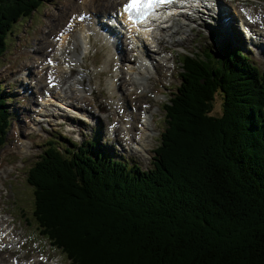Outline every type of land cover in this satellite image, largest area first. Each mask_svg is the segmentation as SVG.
<instances>
[{"label": "trees", "instance_id": "16d2710c", "mask_svg": "<svg viewBox=\"0 0 264 264\" xmlns=\"http://www.w3.org/2000/svg\"><path fill=\"white\" fill-rule=\"evenodd\" d=\"M41 1L0 0V54ZM182 67L155 172L54 150L28 170L34 219L72 264H264V81L230 51ZM9 121L0 91V146Z\"/></svg>", "mask_w": 264, "mask_h": 264}, {"label": "rangeland", "instance_id": "374dc122", "mask_svg": "<svg viewBox=\"0 0 264 264\" xmlns=\"http://www.w3.org/2000/svg\"><path fill=\"white\" fill-rule=\"evenodd\" d=\"M110 1L113 0H95V5H94L95 10H97V12H102L105 9L111 10V7L107 6V4H110ZM230 1H232L231 5L233 6L237 5L238 8H248L249 6L253 5L259 7L264 11V0H255L256 2L258 1L262 2L260 4H255L253 2H250V0L248 1L230 0ZM74 2H76V0H73L72 3ZM68 10L71 9L70 8L68 9L67 0H46L42 2V5L38 7L37 11H35L29 17V19L23 20L22 22H18L14 26L12 34L9 36L8 49L5 52V54L0 58V88L2 90L1 94L5 99V107L11 114L10 128L7 132L3 146L0 147V181H1L0 184H2L0 185V191H1L0 200L2 202L1 207H5L2 209L0 214V216L2 217L1 219L2 221L0 220V228H6L8 230L14 231L13 234H10L11 236L8 239L9 241L7 247H10L11 250L2 252L0 253V255L2 256L1 257L2 259L6 260L8 258L7 260L9 261L8 262L9 264L10 262H16V263L20 262L21 264H27L23 262V260L28 261L32 258L31 260L33 261L39 256L52 258V261L46 264H68L67 262H65V258L58 251L54 252L52 249H49V247H47L44 242L41 243L39 246L40 251H37L36 245L31 244L32 239L30 240V242H28V245L27 243H25L27 241L25 240L24 237L25 232L23 230L25 229L27 230L28 239L32 237L35 239L38 238L37 240L41 241V237H39L38 234L36 233L37 230L36 226L25 228L23 224V220H17L20 218V213L16 210V206L17 208L21 206L19 211L24 210L27 216H29L31 219L32 216L31 212L33 209L32 191H30L27 188L26 184L24 183V178L26 176L25 174L28 168L38 160V158L43 154L44 150L46 149L45 140H47V138H45V133L54 131L53 133H48V136L51 137L52 140L56 141L57 144L62 143L65 145H70V142L64 139L63 136L67 135L71 142H74L73 140L76 137L74 135L67 134V132L64 129H58L57 127L54 126L47 128L48 125L47 123L46 124L39 123L38 125H34L33 123H30L33 117L32 112L34 105L30 101L31 99L28 93L32 92V99L33 96H35L34 98L36 99L37 96L39 95L37 89L39 84L38 81L39 75L36 74L39 68L33 70L34 73L33 72L30 73L29 76L18 79L21 74L20 68L23 69V67H25L29 62L33 64L34 61H38L39 64V62L43 61L44 58H47V53L48 51H50V48H47L48 51L47 49H43L42 52L37 51V48L41 47V45L45 46V44L49 41H53V42L55 41L54 36H57V32L59 31V29L56 31L55 30L50 31V26L55 25L57 23V19L60 18L63 14H68L67 16L69 17L71 11L69 12ZM232 12L233 11H231V14H233ZM65 18L67 19V17ZM233 20H235V18ZM191 26L194 25L191 24ZM198 29H199L198 33L195 32L197 31V29L194 31H191L190 29H185L187 32H183L181 34L184 35V37H182V40H180L175 46H173L174 42L171 45H169L170 42L165 43L164 47L166 48H170L173 46V48L171 49V53L169 54V56L172 57L171 59L173 62L171 64H168V59H167L166 62L160 64V62L154 60L156 62V67H157L155 69V73H153L154 78L150 80L151 84L149 86V89H147L145 96H140L135 101V107L137 110L140 109L142 104L149 102V99L152 96H155L156 92L159 90H162V92L166 93V98H169L170 93L175 92L176 88L180 84V79H179V74L181 72L180 58H182V56L201 54L204 51L209 53H217V55L221 54L222 48L224 46L223 39L222 38L217 39L214 36V34H212V32H209L207 34L204 24H202V26H200ZM193 32L195 33L191 35L190 38H187L186 34L187 33L190 34ZM178 33L180 34L181 32H177L176 34ZM96 43H99L104 48L108 47L101 44L99 41L96 42L92 41V44L94 45V49L90 50L91 51L90 54L92 58L87 56L85 60V64L87 65V68L84 69L85 73L89 74L91 77L90 84L86 83L84 85L87 88V91L90 92L88 100H82L78 98L79 93L73 90L72 87L68 88L67 92L68 93L70 92L71 95H73V96H69L72 97L73 100L75 98H78L77 100L80 101V103L84 102V104L87 106V108H89V110L94 111L93 114L96 117L98 114V116L100 117V121L97 122V129L99 131L98 143L99 144L104 143L107 145L108 143L112 144L114 142L113 140H109L108 142L106 141L108 140L106 134L109 124H114L115 128H117V129L114 128L112 130V134L115 132L117 133L118 129L119 131H121L122 134H124V136L128 134V132L124 130L125 127L123 122V116L119 118L117 114L118 110L122 108L123 109L126 108L125 110L127 112L129 108L134 107L132 103L129 104L126 100L125 102L123 100L124 103L123 105H121L118 102L120 96L118 92H120V89H121L120 93L122 92L124 93V91L131 92V90L138 87L135 86L133 88V86L130 85V82L126 84L124 82V80L126 79L124 78V80L122 81L124 82V86L126 87L125 88H122L121 86L119 88L116 87L115 88L116 93L112 95L110 94V90L111 88H113L110 82V80L112 79L111 77L113 76L112 75L113 71H111L108 75L97 74V71L92 70L91 66L97 68L98 63L100 61L107 60L108 52H110L112 55L111 57H109V59L114 57L111 61H114L115 63H116V58H118L120 55L118 56L112 49H101L99 48V46L98 47L95 46ZM250 44H246L244 42L243 48H245L246 50L243 51L246 53L247 56H249L253 64L261 72H264V61H263L264 44L258 43L259 47L252 44L254 47L259 48L258 49L259 59H262V61L256 59L254 56V52L248 49V46H250ZM44 46L43 48H45ZM131 53L133 52H131V50H128L126 53V56L128 55L127 58L119 59L121 61V64L126 62V59L128 60L130 57H132ZM163 57L166 58L165 56H162L161 58ZM107 62L108 60L106 61V63ZM157 63H159L158 65L159 67L157 66ZM123 66H126L125 63ZM161 66L166 67L165 70ZM169 66L171 67L170 69ZM100 67L101 66H99L97 69H99ZM24 70H28V69L26 68ZM73 70H76L77 74L78 72H81V70L77 66H75ZM123 70L125 72V69ZM172 72L174 73V75L173 77H170ZM92 73L93 74L96 73V74L92 76L93 75ZM77 74H75L74 76L70 75L66 77L73 78L76 77ZM12 75H14L13 78L11 79L7 78V76H12ZM161 75H165V77L162 78ZM125 76L130 77L129 74H125ZM120 77L123 78V75H120ZM67 78L64 79V82H66ZM108 83L110 84V88L107 87ZM164 83L169 86H166L164 88L163 86H161V84ZM28 86L31 87L30 92H29L30 89L27 91ZM159 100L160 99H156V101ZM221 100H222L221 95L217 94L215 96V100L213 103L214 115H220ZM155 107L156 106L154 105L152 108L155 110L156 109ZM139 112H138L139 113L138 122L135 125L137 126V124L141 122L143 118L142 117L143 113L145 114L149 113L147 115H144L145 117L144 120L148 119L150 123L149 126L153 127V125L151 124L152 119L150 118V115L152 116L153 113L149 111L144 112L142 109L139 110ZM127 114H131V112H127ZM155 117L157 121V126L163 129L165 127L164 122L161 120L163 117V112H156ZM121 120H122V127H120V123H115ZM94 123H96V120L94 121ZM29 127L31 130L38 132L43 131V133L42 134L40 133V136H37L35 134L29 136L28 134ZM135 130L134 132H136L137 134L139 130L138 129L136 131ZM56 131L59 133H56ZM87 131L88 133H90V135L88 136V138H90L92 132L91 128H87ZM132 140L133 138L129 142H127L126 140L125 145L127 147H131L133 153L138 154L139 152L134 150V148L135 145L138 144L137 142L139 141L137 139L134 145L131 146ZM118 144L120 146L122 143L119 141ZM145 144L147 145V147L150 146L149 144H147V139ZM145 149L146 151L150 150V148L148 149L145 148ZM122 154L128 156L129 162L131 164H138L142 169H149L151 166L150 161L148 159L141 156L129 155V153L126 152L120 153L117 151V153L114 154V157L120 158ZM12 166H18L19 167L18 169H20L23 172L20 176H15L14 179H12L13 173L18 169L16 167L11 168ZM4 180H6L5 183H3ZM2 186L3 189H1ZM8 212H10L12 215H15L17 219L14 216L10 215ZM13 240L19 242L20 245L17 246L18 243L14 242L15 243L13 244L14 247L10 246ZM41 264H45V263H41Z\"/></svg>", "mask_w": 264, "mask_h": 264}, {"label": "bare ground", "instance_id": "6f19581e", "mask_svg": "<svg viewBox=\"0 0 264 264\" xmlns=\"http://www.w3.org/2000/svg\"><path fill=\"white\" fill-rule=\"evenodd\" d=\"M123 1L124 0L110 1V4H107V6L111 7V10L105 9L102 12H105L104 14H106V12L114 11L117 7H120V4ZM253 1H255V0H253ZM72 2H73V0H67L68 9L69 8L71 9V10H68L69 12L71 11L69 17L67 16L68 14H63L60 18L57 19V23L55 25L50 26V31H54V30L56 31L58 29H59V31H61V29H63L64 27L67 30H71V32L69 34H67L65 37V40L67 41V45H65V42H63V44L60 46L57 42L55 43V41L54 42L49 41L45 44V46L41 45V47L37 48V51L42 52L43 49L50 48V51H48V53H47V58L50 57V60L52 62L62 61L61 58H63L70 66L69 71H71V70L73 71L75 66H77L81 70V72H78L76 77H73L74 79L72 81L73 82L72 85L67 84V86H66L67 89L64 92V90H62V88L59 87V84L63 83L64 79L67 78L66 77L67 75H63L65 70L64 71L61 70L60 73L56 76V81H58V85L56 87H53L51 90H49L50 85L46 81H48V79L50 78V75L48 77L46 75L47 70L49 69V65L47 66L45 64V61L47 60L46 58H44V60L42 62H40L39 64H38V62L35 61L34 63H37L35 68H34L33 64H31V62H29L25 67H23L22 70L27 68L28 70H30V73H32V72L34 73L33 70H35L36 68H39V70L36 73L37 75H39V79H38L39 84H38V88H37L39 95L37 96L36 99L34 98L35 96H33V99H32V92L28 93L30 95V99H31L30 101L34 105L33 112H32L33 117H32V120L30 122V123H33L34 125H38L39 123H47L48 117H50V119H53L54 114H60V112H58L59 108L57 106H60L62 108L66 107V109H68L71 106L70 104L74 101H73L72 97H69L66 94V93H68L67 90L70 87H72L73 90H75L76 92L79 93L78 98H80L82 100H88V98H89L88 93L90 94V92L87 91V88L84 85L86 83L90 84L91 77L89 74L85 73L84 69L87 68V65L85 64V60H86L87 56L89 55L91 47L93 45L92 41H95V42L99 41L101 44H103L105 46L111 45L110 41L107 39V37L105 35L99 33L96 30L95 21L97 20L96 17L98 15V13L95 12L97 10H95V8H94L95 0H76V2H74V3H72ZM258 12H260L262 14V17H260L259 19H256L255 14ZM86 14H89L92 16V22L93 23L90 22L88 25L78 23L79 19H82L84 16H86ZM104 14H103V18H104ZM241 14L243 16H245V18H246L245 23L246 24L250 23L253 27H255V26L258 27L257 30L249 29V30L245 31V33H243V32L242 33L246 35L245 37H246L247 42H250L251 44L259 47L258 43L263 44L262 40H264V21H263L264 12H262V11L251 12V11H243L242 9H240L238 11L237 15L242 16ZM65 17H67V19ZM221 22H222L223 26L228 24V21L225 22L224 20H221ZM185 29H190L191 31H194L197 28H188V26L186 24L181 22V18H180L178 20L173 21L172 24L170 25V27H166L165 29H162L161 32L165 36V42H163L161 47L163 48L165 43H167V42H170L169 45H171L173 42L178 43L180 40H182V38L176 39L175 36L181 35L183 32H187ZM59 31L57 32V36H54V37H56V38L58 37ZM177 32H181V33L176 34ZM259 36H261V38L257 39V37H259ZM251 37L252 38L255 37L256 39L251 40L250 39ZM43 46L45 48H43ZM124 50L125 49H123L122 52ZM35 51H36V49H35ZM134 51L135 50H131V52H134ZM75 54L77 57L75 56ZM107 55H108V59H109V57L112 56L110 52H108ZM127 56L126 55H120L119 58L120 59L121 58H127ZM148 56H149V54L147 53V50H146L145 55L140 56L138 61H135L133 63L134 65H130L128 67L132 73L130 75V79H129L130 85H132L133 88L135 86L138 88H134L133 90H131V92L124 91V93L123 92L120 93L121 92V89H120V92H118L120 94L118 102L121 105H123V103L126 100L129 104L132 103L133 106L135 107V101L137 100V98L140 96H145L147 89H149V86L151 84L150 80H152V78H154L153 73H155V69L157 67H156V62L154 60H152V61H154V63L149 61V59L147 58ZM126 61L130 62V60H127V59H126ZM166 61H167V58H164V57L160 58V60H158V62H160V64L164 63ZM107 65H108V62L106 63L105 68L107 67ZM158 65H159V63H157V66ZM60 67H62V66L60 65ZM138 72H140L142 74V78H136V74ZM120 75H121L120 72H115L114 77L110 80L111 86L113 87L110 90L111 95L116 93L115 88L117 87V81L114 78L118 79L122 88L126 87V86H124V82L121 80L122 78L120 77ZM68 76H70V75H68ZM68 79H70V78H67V80ZM36 83H38V82H36ZM29 89H31V88L28 86L27 91ZM114 90H115V92H114ZM138 90L141 91L140 94L137 92ZM45 91L50 92V95L52 97L51 100H46ZM62 93H64V94H62ZM160 95H161L160 92H158V94L156 95V99H160V97H159ZM42 96H43V98H42ZM78 98H76V100ZM123 100H124V102H123ZM120 107H123V106H120ZM82 112L87 113L88 122H89V117L90 118L92 116H94V118L96 117L94 114L91 115V113H92L91 111L83 110ZM139 113H137V114L132 113V112H131V114H127V113L124 114L123 113L124 114L123 115V122H124V127H125L124 130L126 132H128V134L126 136H130V140L134 136L133 132L135 130V124L138 122ZM144 114L145 113H143V116H142L143 118L140 122L141 125L144 124L143 123L144 118H145ZM43 117H45V118H43ZM125 118H128L129 120L128 121L124 120ZM150 118H151V115H150ZM50 119H48V120L50 121ZM128 124L132 126L131 129L126 128V126H128ZM149 125H150V123L145 126L146 127L145 132L141 133L139 131L136 134L138 141H139V136L140 135L143 136V139L141 141L137 142L138 144L141 145V150H138L137 147L134 148V150L138 151L139 153L146 151L145 148H147V145L145 143H146L147 135L150 132V128L152 127ZM71 131L80 133L79 130H71ZM118 131H119V129H118ZM130 140H128L127 142H129ZM0 185H2V184H0ZM7 230L8 229H6V228H0V253L4 249H6V245H8V241H9L8 239L11 236L10 233H8L4 236V234L6 233ZM11 244L12 245L15 244L14 240L12 241ZM1 257L2 256L0 255L1 264H5V263L9 264L8 263L9 261L7 260L8 258L5 260V259H2ZM10 264H18V263L10 262Z\"/></svg>", "mask_w": 264, "mask_h": 264}, {"label": "snow or ice", "instance_id": "6c2138e0", "mask_svg": "<svg viewBox=\"0 0 264 264\" xmlns=\"http://www.w3.org/2000/svg\"><path fill=\"white\" fill-rule=\"evenodd\" d=\"M171 3H173V0H127V3L123 6L122 14H126L128 20L135 26L136 24L145 23L148 17L153 15L159 7ZM49 63H52V61L50 60ZM50 86H52V81H50Z\"/></svg>", "mask_w": 264, "mask_h": 264}]
</instances>
